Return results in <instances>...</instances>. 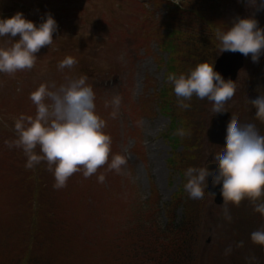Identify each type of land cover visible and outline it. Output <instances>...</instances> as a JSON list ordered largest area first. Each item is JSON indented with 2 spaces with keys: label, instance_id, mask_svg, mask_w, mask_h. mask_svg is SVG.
<instances>
[{
  "label": "rangeland",
  "instance_id": "obj_1",
  "mask_svg": "<svg viewBox=\"0 0 264 264\" xmlns=\"http://www.w3.org/2000/svg\"><path fill=\"white\" fill-rule=\"evenodd\" d=\"M225 2L218 19L207 24L211 34L200 46H179L172 35L176 8L182 7L177 0H0V19L21 12L38 26L51 14L58 26L53 44L35 54L33 69L0 73V264H158L150 254L159 241L156 222L174 215L179 220L185 205L198 225L199 246L190 264H264V248L250 240L258 220L248 202L228 205L229 222L223 203H214L206 191L203 200L190 199L184 191L186 169L206 167L223 146L207 141L212 103L193 96L190 109L181 110L166 79L201 62L214 65L221 54L215 29L226 30L237 17L254 13L264 29V10L255 11L247 1ZM108 8L109 18L101 15ZM9 46L8 38L0 37V47ZM66 56L77 64L58 69ZM260 64L264 54L257 63L251 55L244 57L236 93L225 108L263 135L249 103L263 92ZM85 75L96 94V114L112 138L109 162L120 154L127 165L120 174L107 166L98 169L91 177L93 190L89 185L75 191L84 180L82 172L56 190L44 163L26 170L23 151L5 142L16 139L14 122L20 115H35L29 94L41 83L60 85ZM117 95L122 98L119 115L111 119L113 109L104 104ZM178 128L190 135L181 138ZM100 174L106 175L104 183L97 180ZM87 196L94 198L92 204L85 203ZM144 201L150 207L138 209L135 204ZM229 246L232 251L225 255Z\"/></svg>",
  "mask_w": 264,
  "mask_h": 264
},
{
  "label": "clouds",
  "instance_id": "obj_2",
  "mask_svg": "<svg viewBox=\"0 0 264 264\" xmlns=\"http://www.w3.org/2000/svg\"><path fill=\"white\" fill-rule=\"evenodd\" d=\"M247 6L255 11L264 10V0H247ZM57 23L51 14L38 26L26 20L17 12L10 18L0 19V37H7L10 46L0 47V73L14 75L18 71H30L37 63L35 55L45 46L53 44V34ZM219 42V52L251 55L253 63L259 62L264 54V29L258 26L253 15L237 17L226 30L215 29ZM18 39H13L16 37ZM122 58V57H121ZM77 64L72 56H66L58 64V69H71ZM181 110L190 109L193 96L212 103V112H226L225 104L236 93L235 81L225 80L214 70L213 63L201 62L189 73L167 75ZM88 77L68 79L66 83H41L29 94L35 106L34 116L20 115L14 122L16 139L6 141V146L21 149L26 156L25 169L31 170L44 163L54 177L53 188L63 189L67 181L82 172L84 179L97 174L98 169L107 166L108 171L120 174L127 165V157L111 153L112 138L104 132L106 121L96 114V94L87 83ZM122 98L114 96L104 107H112L111 119L119 115ZM249 103L255 111V118L264 123V95H259ZM176 135L184 138L190 131L178 128ZM225 144L212 156L215 169L188 167L184 173V191L190 199L203 200L206 178L211 177L212 186L220 185L225 220L231 222L228 205L239 207L247 199L253 211L264 218V135L253 123L242 124L231 115L226 127ZM39 149V152H37ZM99 183L106 180L105 174L97 178ZM214 196L215 194H210ZM250 239L264 248V226L253 231ZM243 242L237 244L242 246ZM231 246L225 249L230 254Z\"/></svg>",
  "mask_w": 264,
  "mask_h": 264
},
{
  "label": "trees",
  "instance_id": "obj_3",
  "mask_svg": "<svg viewBox=\"0 0 264 264\" xmlns=\"http://www.w3.org/2000/svg\"><path fill=\"white\" fill-rule=\"evenodd\" d=\"M181 8H176L177 13L174 15V19L177 25V28L173 31L172 35H176V45L179 46H193L192 44L201 45L205 41L206 37L211 34V31L208 30L207 24L213 22V20L218 19L219 13L222 12L223 2L228 4V0H177ZM192 12L193 16H190L188 12ZM264 19V18H263ZM18 37V36H17ZM203 40V41H202ZM193 42V43H191ZM190 44V45H189ZM175 46V45H174ZM205 46H203L204 48ZM199 50L198 46L194 47ZM176 49V48H175ZM195 49L191 50L192 54L195 52ZM192 67H189L185 70L187 75ZM258 77L263 79L259 86L263 90L264 95V65L260 64ZM260 90V89H259ZM172 95V94H171ZM176 100V96H173ZM259 129L262 130L264 135V123L259 122ZM80 176V175H79ZM78 177V174H76ZM83 178V176H82ZM73 182H78V178L71 179ZM92 178L84 179L79 182V187L75 190L84 191L88 189V186L91 185L93 190V185L91 183ZM88 182H90L88 184ZM76 194L79 195V192ZM87 196L85 198L86 204H92L93 197ZM90 198V200H88ZM248 204L253 207L247 199L241 202V204ZM172 203L168 204L170 208ZM138 209H145L150 207L149 202H138L135 204ZM167 207V206H166ZM176 208V207H175ZM184 214L178 220L176 215L171 217L166 221L156 222L155 229L160 230L159 241L155 244L154 250L151 251L152 262L158 264H190L191 256H194V250L196 249L198 236L195 218L190 216L189 208L185 205ZM176 210V209H175ZM258 229L264 226V218L261 219V215L256 213ZM175 218V219H174ZM254 218V217H253ZM255 219V218H254ZM256 229V230H258ZM254 230V231H256ZM246 231V230H245ZM252 233V232H251ZM251 235V234H250ZM251 240V239H250ZM197 250V249H196ZM193 254V255H192ZM32 263V261H31ZM34 264V263H32Z\"/></svg>",
  "mask_w": 264,
  "mask_h": 264
},
{
  "label": "water",
  "instance_id": "obj_4",
  "mask_svg": "<svg viewBox=\"0 0 264 264\" xmlns=\"http://www.w3.org/2000/svg\"><path fill=\"white\" fill-rule=\"evenodd\" d=\"M247 1V0H241ZM243 66V55L240 53H231V52H223L220 56L215 60L214 70L219 72L221 76L225 79H231L235 81L238 71ZM231 118L230 112L226 111L222 114L216 113L213 114L209 120V125L206 130L207 141L211 144L224 146L225 144V135H226V127ZM207 168L215 169L216 165L214 163H210L206 166ZM220 185L215 187L212 186L211 177H207V184L205 191L210 194H215L213 197L214 203L220 205L223 203L222 196L220 195Z\"/></svg>",
  "mask_w": 264,
  "mask_h": 264
},
{
  "label": "bare ground",
  "instance_id": "obj_5",
  "mask_svg": "<svg viewBox=\"0 0 264 264\" xmlns=\"http://www.w3.org/2000/svg\"><path fill=\"white\" fill-rule=\"evenodd\" d=\"M101 11H102V10H101ZM101 11H100V12H101ZM110 14H111V13H110V10H109V8H108V9H106V12L103 11V14H101V15L104 16V17H108V18H109V17H110Z\"/></svg>",
  "mask_w": 264,
  "mask_h": 264
}]
</instances>
